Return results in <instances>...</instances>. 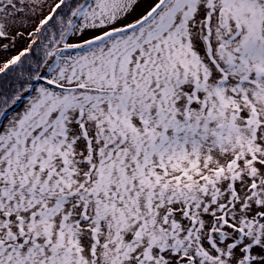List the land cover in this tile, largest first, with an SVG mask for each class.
I'll use <instances>...</instances> for the list:
<instances>
[{"label": "snow or ice", "instance_id": "6c2138e0", "mask_svg": "<svg viewBox=\"0 0 264 264\" xmlns=\"http://www.w3.org/2000/svg\"><path fill=\"white\" fill-rule=\"evenodd\" d=\"M0 264H264V0H0Z\"/></svg>", "mask_w": 264, "mask_h": 264}]
</instances>
